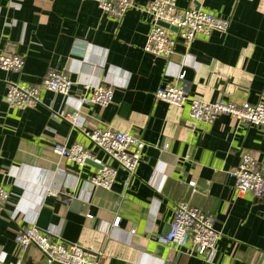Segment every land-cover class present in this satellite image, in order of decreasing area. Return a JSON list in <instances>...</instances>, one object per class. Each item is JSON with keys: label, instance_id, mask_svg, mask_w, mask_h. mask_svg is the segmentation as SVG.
Here are the masks:
<instances>
[{"label": "crops", "instance_id": "0c3cea01", "mask_svg": "<svg viewBox=\"0 0 264 264\" xmlns=\"http://www.w3.org/2000/svg\"><path fill=\"white\" fill-rule=\"evenodd\" d=\"M135 1L143 8L153 0ZM197 5L228 20L227 33L189 48L179 42L164 59L144 50L152 21L141 9L117 20L93 1L0 0V53L25 58L20 72L0 70V185L11 195L0 216V264L21 256L23 264H47L37 248L22 255L15 242L30 226L101 253L102 264H208L191 249L157 242L181 201L214 216L221 239L211 264H264V199L239 194L230 175L246 154L264 165V128L221 116L193 129L189 115L192 99L264 103V0H178L180 9ZM181 70L189 94L184 107L157 102L156 91L175 83ZM54 72L74 83L68 99L42 89L36 108L6 103L10 84L41 88ZM87 83L113 85L115 95L105 109L83 108L86 128L127 132L146 145L128 190L124 171L110 191L94 188L98 163L80 169L53 152L56 143L80 144L96 161L114 165L65 118L90 96ZM45 188L55 196L46 197Z\"/></svg>", "mask_w": 264, "mask_h": 264}, {"label": "built area", "instance_id": "2783aa9c", "mask_svg": "<svg viewBox=\"0 0 264 264\" xmlns=\"http://www.w3.org/2000/svg\"><path fill=\"white\" fill-rule=\"evenodd\" d=\"M98 4L104 15L121 20L133 9H141L147 13L152 21L145 52L154 57L171 58L179 42L187 48L196 41L210 37L214 32L227 33L230 23L226 19L202 9H180L178 0H153L143 8L136 7L135 0H83ZM165 23L170 29L163 28L159 23ZM25 64L21 55L0 53V70L20 72ZM186 73L181 70L176 82L156 91L155 99L170 107L182 108L188 101V91L184 83ZM74 83L66 73H51L43 81L42 87H32L13 83L8 86L5 96L6 103L14 110L36 108L42 105L41 90L57 93L68 99ZM85 90L90 96L80 97L78 108L66 115V120L73 128L82 131L95 148L103 152L114 165L102 164L95 160L93 154L80 144L69 147L56 143L53 152L60 159L85 168L89 162H96L100 169L90 180L94 188L110 191L116 182L119 171H124L126 180L124 187L129 189L142 161V154L146 148L137 136L111 128L89 130L86 128L87 119L83 115V108L97 106L101 109L109 107L114 100L115 88L113 85L87 83ZM190 119L195 125L211 126L221 116H228L238 123L264 128V103L256 105L244 103L236 105L231 102L219 101L206 103L192 99L189 110ZM235 179V189L239 194L252 195L257 200L264 199V165L250 154L242 157L237 169L231 171ZM195 188V183L190 184ZM68 201L76 200L74 196L65 193ZM10 192L0 185V216L10 200ZM45 196H55L52 188H45ZM88 218L92 216L88 215ZM120 220L113 226L117 228ZM221 234L214 228V216L201 209L181 201L174 207V219L170 230L159 235L157 242L165 247L177 250L191 249L206 263L211 264L217 255V248ZM22 255L31 247L37 248L47 264H102L104 256L101 253H90L84 247L66 243L60 235L52 229H39L36 226L21 229L15 240ZM16 264H23L21 256Z\"/></svg>", "mask_w": 264, "mask_h": 264}, {"label": "water", "instance_id": "95a60500", "mask_svg": "<svg viewBox=\"0 0 264 264\" xmlns=\"http://www.w3.org/2000/svg\"><path fill=\"white\" fill-rule=\"evenodd\" d=\"M196 9H199V6L197 5V8ZM159 25L161 26V27H163V28H166V29H170L172 32H176L177 30L175 29V28H170L167 24H165V23H159ZM91 162H89V164H90Z\"/></svg>", "mask_w": 264, "mask_h": 264}]
</instances>
